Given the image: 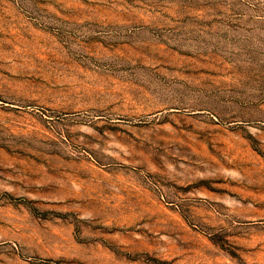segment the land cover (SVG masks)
<instances>
[{
	"label": "rangeland",
	"instance_id": "1",
	"mask_svg": "<svg viewBox=\"0 0 264 264\" xmlns=\"http://www.w3.org/2000/svg\"><path fill=\"white\" fill-rule=\"evenodd\" d=\"M0 264H264V0H0Z\"/></svg>",
	"mask_w": 264,
	"mask_h": 264
}]
</instances>
